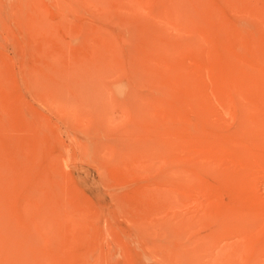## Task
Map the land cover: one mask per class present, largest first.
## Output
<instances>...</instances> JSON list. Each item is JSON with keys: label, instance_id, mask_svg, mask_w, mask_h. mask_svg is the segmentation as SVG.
Returning <instances> with one entry per match:
<instances>
[{"label": "rangeland", "instance_id": "obj_1", "mask_svg": "<svg viewBox=\"0 0 264 264\" xmlns=\"http://www.w3.org/2000/svg\"><path fill=\"white\" fill-rule=\"evenodd\" d=\"M0 264H264V0H0Z\"/></svg>", "mask_w": 264, "mask_h": 264}]
</instances>
